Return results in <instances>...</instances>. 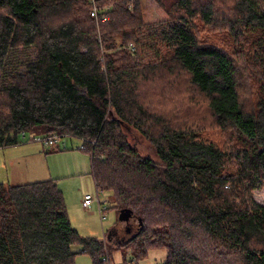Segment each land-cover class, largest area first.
Masks as SVG:
<instances>
[{"label": "trees", "instance_id": "16d2710c", "mask_svg": "<svg viewBox=\"0 0 264 264\" xmlns=\"http://www.w3.org/2000/svg\"><path fill=\"white\" fill-rule=\"evenodd\" d=\"M153 1L165 20L146 21L141 0H0V73L37 53L5 74L0 148L22 133L81 140L96 187L137 222L121 264L154 250L162 264H264V0ZM193 95L225 147L195 127ZM76 244L93 264L118 249L80 236L55 181L0 184V264H75Z\"/></svg>", "mask_w": 264, "mask_h": 264}, {"label": "rangeland", "instance_id": "374dc122", "mask_svg": "<svg viewBox=\"0 0 264 264\" xmlns=\"http://www.w3.org/2000/svg\"><path fill=\"white\" fill-rule=\"evenodd\" d=\"M141 1L146 21L157 22L167 18L153 0ZM36 55L34 48L19 49L14 52L5 74L25 72L26 64L34 62ZM5 74L0 73V88L7 82ZM163 84L166 83L163 82ZM193 96L199 103L195 107L187 105V109L193 117L198 116L195 127L202 131L203 136L214 139L221 147H225L228 135L215 127L206 102L198 95ZM255 98L254 94L242 96V99L250 106L254 105ZM127 131L130 133V141L142 156L158 161L155 148L148 139L135 130ZM31 137L28 135L27 140H22V143L15 147L0 148V184L17 186L53 180L64 194L71 225L80 236L97 238L114 248L132 238V234L138 229L137 222L135 223L133 215L117 209L110 192L103 191L100 194L101 202H105L102 207L108 209L105 222L101 220L97 203L90 210L82 207L86 194L96 195L97 191H100L92 175L90 155L81 150L82 141L77 138L63 137L59 145L46 146L30 142ZM254 195L255 200L264 205V187L257 190ZM117 248L112 251L111 264H121L133 259L130 249ZM72 251L77 254L74 259L75 264H93L91 256L82 253L81 245L72 246ZM166 258V251L154 250L141 264H162Z\"/></svg>", "mask_w": 264, "mask_h": 264}, {"label": "built area", "instance_id": "2783aa9c", "mask_svg": "<svg viewBox=\"0 0 264 264\" xmlns=\"http://www.w3.org/2000/svg\"><path fill=\"white\" fill-rule=\"evenodd\" d=\"M92 3H94V0H92ZM92 16L97 18V9L96 8H94V10L92 11ZM128 48L131 51H135V47L132 44ZM21 138H22V140H27L28 135L26 133H22ZM61 138H63V137H59L56 135H53V136H33V137H31L30 140L32 141V143H40V144H43L46 146H57V145H59ZM81 150H83V151L86 150L85 145H82ZM98 190H100V191H97L96 195L86 194L84 196L83 201H82V207L85 210H90L93 207V205L95 203H97L99 205V214H100L101 220L103 222H105L107 219L108 209L105 207H102V205L105 203V202L104 203L101 202V198H100V194H101V192H103V190L99 189V188H98Z\"/></svg>", "mask_w": 264, "mask_h": 264}]
</instances>
